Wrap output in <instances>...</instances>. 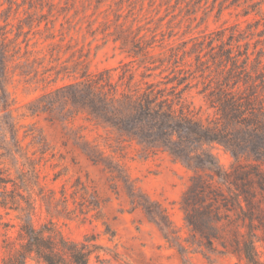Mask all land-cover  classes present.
<instances>
[{
  "label": "rangeland",
  "instance_id": "obj_1",
  "mask_svg": "<svg viewBox=\"0 0 264 264\" xmlns=\"http://www.w3.org/2000/svg\"><path fill=\"white\" fill-rule=\"evenodd\" d=\"M259 1L260 13L244 15L249 3ZM260 18H264V0H0V25L6 20L9 37H16L20 49L14 64L32 66L15 70L7 90L18 139L35 174L31 177L30 167L21 159L15 168L9 160L0 164V264L22 243L25 218L10 209L13 198L28 209L34 229L46 227L44 236L51 231L74 242L94 237L88 244L98 248L88 264H247L236 243L248 234V221H241L239 215L237 219V212L231 225H223L214 250L200 246L191 235L180 202L192 173L167 153L122 142L116 145L114 158L125 173L112 179L105 166L93 164L82 148L85 141L101 143V137L116 139L115 134L95 127L84 116L68 123L50 121L42 114L29 116L25 106L72 81L73 76L67 78L62 71L77 60L89 73L112 70L120 62L134 60L127 51L140 38L155 53L185 43L189 48L211 32L236 24L245 28ZM57 71L61 74L54 82L40 81L41 76H49L47 81L55 78ZM193 101L205 109L200 97ZM29 130L43 138L44 154L31 144V137H25ZM212 151L228 170L231 156L218 146ZM129 183L166 209L176 242L164 239L144 210L131 203ZM256 234L264 238L263 230ZM257 247L264 262V242ZM25 264L43 263L28 258Z\"/></svg>",
  "mask_w": 264,
  "mask_h": 264
},
{
  "label": "trees",
  "instance_id": "obj_2",
  "mask_svg": "<svg viewBox=\"0 0 264 264\" xmlns=\"http://www.w3.org/2000/svg\"><path fill=\"white\" fill-rule=\"evenodd\" d=\"M260 5V1L249 3L244 15L260 13ZM3 22L0 164L9 160L15 168L21 159L34 178L33 163L18 139L13 101L7 90L15 70L24 64L26 68L32 66L28 62L14 64L20 49L16 37H9L8 23ZM185 45L155 53L152 45L140 38L127 51L134 60L98 73H89L84 62L77 60L62 71L73 80L29 102L26 113L42 114L61 123L84 116L95 127L115 134L116 139L101 137V143L85 141L82 148L93 164L105 166L112 179L125 173L114 158L116 145L122 142H136L153 153H167L192 173L180 206L185 225L199 245L214 250L223 225H231L237 212V219L239 215L241 221L247 220L249 229L236 243L239 253L247 264H264L257 247L264 238L256 234L258 230L264 232V18L245 28L236 24L219 29L195 39L189 48ZM60 74L55 72V78L49 81V76H41L40 81L54 82ZM194 96L202 99L204 110L195 106ZM25 137H31V144L45 153L43 138L32 130ZM213 146L231 156L228 170L219 163ZM124 178L128 184L126 175ZM128 194L131 203L144 210L164 239L177 241L166 209L149 201L130 183ZM9 204L25 220L20 228L21 245L2 264H25L28 258L43 264L89 263L98 248L88 244L94 237L74 242L51 231L44 236L46 227L34 229L28 209L21 207L16 198Z\"/></svg>",
  "mask_w": 264,
  "mask_h": 264
}]
</instances>
